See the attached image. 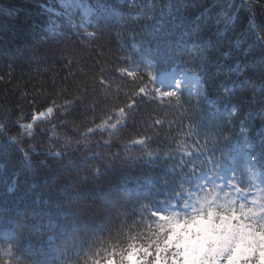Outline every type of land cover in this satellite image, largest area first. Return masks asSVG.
<instances>
[{"label":"trees","instance_id":"1","mask_svg":"<svg viewBox=\"0 0 264 264\" xmlns=\"http://www.w3.org/2000/svg\"><path fill=\"white\" fill-rule=\"evenodd\" d=\"M88 1L85 24L58 0H0V255L12 244L13 264H183L172 221L230 210L213 205L210 187L179 211L182 175L204 167L219 181L233 154V185L258 183L264 196V0ZM122 57L155 81L171 66L203 73L181 93L193 101L195 144L178 111L143 97L112 129L136 91L118 75ZM48 107L31 139L13 142L14 121ZM154 132L159 140L131 147ZM243 136L248 150L235 148ZM162 205L167 219L151 213Z\"/></svg>","mask_w":264,"mask_h":264},{"label":"rangeland","instance_id":"2","mask_svg":"<svg viewBox=\"0 0 264 264\" xmlns=\"http://www.w3.org/2000/svg\"><path fill=\"white\" fill-rule=\"evenodd\" d=\"M61 3H75L81 6L79 0H58ZM85 13L89 7L85 3L82 5ZM174 70V69H173ZM168 78L165 74L160 76L163 85L169 86L177 81L187 80L182 74ZM46 111V110H45ZM39 114V113H36ZM44 115V113H42ZM44 118V117H43ZM26 131V130H24ZM213 205L227 208L228 211L236 209L240 214L241 223L236 219L226 221L222 214L214 215L207 213L202 218L191 220L178 219L171 223L172 237L180 239L183 264H203V258L212 252V259L209 264H242L255 259V264H264V199L259 190V197L251 205L238 202L239 190L232 184L229 188L224 185L223 179L212 182ZM195 193L192 204L197 200L198 193ZM233 201L237 206L233 208ZM193 257L190 261H185V254Z\"/></svg>","mask_w":264,"mask_h":264},{"label":"snow or ice","instance_id":"3","mask_svg":"<svg viewBox=\"0 0 264 264\" xmlns=\"http://www.w3.org/2000/svg\"><path fill=\"white\" fill-rule=\"evenodd\" d=\"M247 2V0H245ZM85 30L89 29L87 27L84 28ZM98 33L94 30L86 31L85 35L87 38H94ZM121 37V34H118V38ZM126 57H122L121 63L125 66L123 68H120L118 71V75L124 77H130L132 79V82L136 84V91L133 93V96L131 100L129 101L127 107H120L118 112L116 113L118 122L115 123L114 128L117 129L121 126H126L128 119L132 115L133 110L137 109L136 99L138 97H143L149 100H153L156 102H159L162 106L167 108H172L174 112H179V123H180V131L183 135V140L187 144L188 141L191 140L193 144L196 143L197 139H193L194 136V130L192 125L189 123V114L191 109L194 107L192 98L190 96L185 97L182 96V86L179 81L175 82L174 85L170 88L165 89L164 87H157L154 83L155 81V75L151 70L148 71H141L136 67H129L127 63L124 61L126 60ZM4 77L0 76V80H3ZM145 80H147V83H145ZM138 82V83H137ZM101 85H103V80H101ZM151 84L152 87L149 88L148 85ZM167 101V104L165 105L164 102ZM53 108L48 107L46 111L39 112V114L33 113L31 116V122L23 124L19 122V117L16 121H14L16 128L20 129L17 136H13V142H16L19 136L27 137L28 139H31L32 135L35 132L36 129V122L39 121L41 118L46 117L48 115H51L53 113ZM44 113V115H42ZM176 117L174 116V119ZM162 121L157 119L154 121V124H147V131H153V128L156 126L162 125ZM107 125H112L111 120L106 121ZM3 125L0 124V128H2ZM24 130H26V135L24 134ZM92 131V130H91ZM89 131V132H91ZM159 140V133L154 132L152 136L147 135L146 133L144 135L137 136L136 139L131 140V147H138L139 145L135 143V140H143L144 143H150L153 139ZM166 142H168L169 137L164 138ZM180 140L178 137H171L172 144L176 145V142ZM159 146V145H158ZM7 252L4 255H0V264H13V259L18 256L16 253L15 247L12 244H8L6 246ZM22 259V257H21ZM16 264H19V260L16 261Z\"/></svg>","mask_w":264,"mask_h":264},{"label":"clouds","instance_id":"4","mask_svg":"<svg viewBox=\"0 0 264 264\" xmlns=\"http://www.w3.org/2000/svg\"><path fill=\"white\" fill-rule=\"evenodd\" d=\"M191 259H193V257L186 253L185 254V261L187 262V261H190ZM211 259H212V252L209 251L208 255L203 258V264H209V261ZM213 264H214V262H213Z\"/></svg>","mask_w":264,"mask_h":264}]
</instances>
